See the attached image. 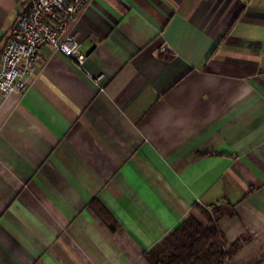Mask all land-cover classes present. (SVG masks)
I'll return each mask as SVG.
<instances>
[{
  "label": "crops",
  "instance_id": "0c3cea01",
  "mask_svg": "<svg viewBox=\"0 0 264 264\" xmlns=\"http://www.w3.org/2000/svg\"><path fill=\"white\" fill-rule=\"evenodd\" d=\"M21 3L0 0V51ZM69 32L84 69L44 45L0 92V264H149L230 204L229 264H264V0H92Z\"/></svg>",
  "mask_w": 264,
  "mask_h": 264
},
{
  "label": "built area",
  "instance_id": "2783aa9c",
  "mask_svg": "<svg viewBox=\"0 0 264 264\" xmlns=\"http://www.w3.org/2000/svg\"><path fill=\"white\" fill-rule=\"evenodd\" d=\"M92 0H22L20 11L0 51V92L22 94L35 74L42 46L74 59L81 69L86 55L69 32L80 9ZM167 54L166 47H162Z\"/></svg>",
  "mask_w": 264,
  "mask_h": 264
},
{
  "label": "trees",
  "instance_id": "16d2710c",
  "mask_svg": "<svg viewBox=\"0 0 264 264\" xmlns=\"http://www.w3.org/2000/svg\"><path fill=\"white\" fill-rule=\"evenodd\" d=\"M171 54L166 55L171 58ZM233 204L222 208L212 205L204 208V218L194 214L186 216L181 223L160 242L145 253L149 264H229L234 252L241 246L239 242L228 243L217 225L218 215L231 216ZM193 249L189 260L183 256Z\"/></svg>",
  "mask_w": 264,
  "mask_h": 264
},
{
  "label": "rangeland",
  "instance_id": "374dc122",
  "mask_svg": "<svg viewBox=\"0 0 264 264\" xmlns=\"http://www.w3.org/2000/svg\"><path fill=\"white\" fill-rule=\"evenodd\" d=\"M204 208L206 207H203V206H198L196 208V211H195V214L194 216L200 220H202L204 218ZM185 255V254H184Z\"/></svg>",
  "mask_w": 264,
  "mask_h": 264
}]
</instances>
